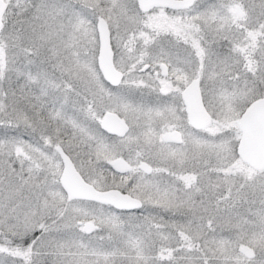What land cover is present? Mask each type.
I'll use <instances>...</instances> for the list:
<instances>
[{
  "label": "snow or ice",
  "instance_id": "1",
  "mask_svg": "<svg viewBox=\"0 0 264 264\" xmlns=\"http://www.w3.org/2000/svg\"><path fill=\"white\" fill-rule=\"evenodd\" d=\"M0 264H264V0H0Z\"/></svg>",
  "mask_w": 264,
  "mask_h": 264
}]
</instances>
